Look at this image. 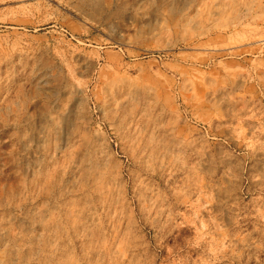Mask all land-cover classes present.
<instances>
[{
	"label": "rangeland",
	"instance_id": "374dc122",
	"mask_svg": "<svg viewBox=\"0 0 264 264\" xmlns=\"http://www.w3.org/2000/svg\"><path fill=\"white\" fill-rule=\"evenodd\" d=\"M0 264H264V0H0Z\"/></svg>",
	"mask_w": 264,
	"mask_h": 264
}]
</instances>
